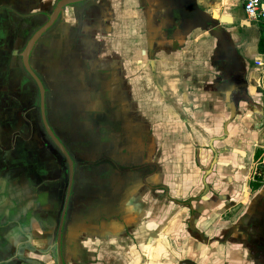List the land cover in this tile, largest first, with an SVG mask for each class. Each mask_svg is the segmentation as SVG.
Returning a JSON list of instances; mask_svg holds the SVG:
<instances>
[{"label": "crops", "instance_id": "1", "mask_svg": "<svg viewBox=\"0 0 264 264\" xmlns=\"http://www.w3.org/2000/svg\"><path fill=\"white\" fill-rule=\"evenodd\" d=\"M53 1L0 0V264H55L65 173L18 59ZM236 7L93 0L37 45L81 162L66 264H264V52Z\"/></svg>", "mask_w": 264, "mask_h": 264}, {"label": "water", "instance_id": "2", "mask_svg": "<svg viewBox=\"0 0 264 264\" xmlns=\"http://www.w3.org/2000/svg\"><path fill=\"white\" fill-rule=\"evenodd\" d=\"M91 1L93 0H54L49 12L39 11L30 14H19L23 17L38 15H43L45 17L44 21L36 25L22 42V46L18 51V59L23 75L30 81L35 89L34 109L36 113L37 129L45 145L60 160L65 173L63 194L52 242V253L55 264H66L64 257V241L73 195L76 188L77 170L81 162L77 159L73 148L61 138L51 123L49 116L50 86L44 74L33 66L31 60L39 42L44 37L54 33L60 26L65 8L73 7L81 14L85 6ZM3 8L15 12L13 8L8 6Z\"/></svg>", "mask_w": 264, "mask_h": 264}, {"label": "built area", "instance_id": "3", "mask_svg": "<svg viewBox=\"0 0 264 264\" xmlns=\"http://www.w3.org/2000/svg\"><path fill=\"white\" fill-rule=\"evenodd\" d=\"M240 4L245 18L264 31V0H229ZM257 64L264 65V60L256 59ZM256 174V171L254 172Z\"/></svg>", "mask_w": 264, "mask_h": 264}, {"label": "trees", "instance_id": "4", "mask_svg": "<svg viewBox=\"0 0 264 264\" xmlns=\"http://www.w3.org/2000/svg\"><path fill=\"white\" fill-rule=\"evenodd\" d=\"M259 50L260 52H264V38H261L259 42Z\"/></svg>", "mask_w": 264, "mask_h": 264}, {"label": "flooded vegetation", "instance_id": "5", "mask_svg": "<svg viewBox=\"0 0 264 264\" xmlns=\"http://www.w3.org/2000/svg\"><path fill=\"white\" fill-rule=\"evenodd\" d=\"M250 23V22H249ZM251 25H253L252 23H250ZM257 26V25H256ZM257 28L259 29V31H260V40H261V38H264V31L260 28V26H257ZM260 42V41H259ZM257 174V173H256Z\"/></svg>", "mask_w": 264, "mask_h": 264}, {"label": "rangeland", "instance_id": "6", "mask_svg": "<svg viewBox=\"0 0 264 264\" xmlns=\"http://www.w3.org/2000/svg\"><path fill=\"white\" fill-rule=\"evenodd\" d=\"M241 9H242V8H240V4H239V7L234 8L233 11H234V12H236V11H241ZM242 11H243V10H242Z\"/></svg>", "mask_w": 264, "mask_h": 264}]
</instances>
